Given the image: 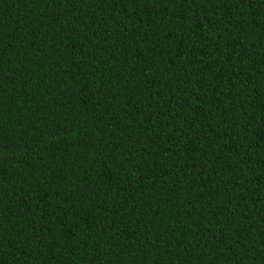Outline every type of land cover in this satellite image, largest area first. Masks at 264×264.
<instances>
[{
	"label": "trees",
	"instance_id": "trees-1",
	"mask_svg": "<svg viewBox=\"0 0 264 264\" xmlns=\"http://www.w3.org/2000/svg\"><path fill=\"white\" fill-rule=\"evenodd\" d=\"M0 264H264V0H0Z\"/></svg>",
	"mask_w": 264,
	"mask_h": 264
}]
</instances>
